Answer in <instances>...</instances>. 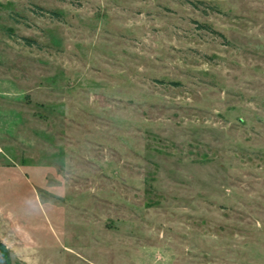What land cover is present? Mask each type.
Listing matches in <instances>:
<instances>
[{
	"label": "rangeland",
	"instance_id": "rangeland-1",
	"mask_svg": "<svg viewBox=\"0 0 264 264\" xmlns=\"http://www.w3.org/2000/svg\"><path fill=\"white\" fill-rule=\"evenodd\" d=\"M10 264H264V0H0Z\"/></svg>",
	"mask_w": 264,
	"mask_h": 264
},
{
	"label": "water",
	"instance_id": "water-1",
	"mask_svg": "<svg viewBox=\"0 0 264 264\" xmlns=\"http://www.w3.org/2000/svg\"><path fill=\"white\" fill-rule=\"evenodd\" d=\"M0 264H9L0 247Z\"/></svg>",
	"mask_w": 264,
	"mask_h": 264
},
{
	"label": "trees",
	"instance_id": "trees-1",
	"mask_svg": "<svg viewBox=\"0 0 264 264\" xmlns=\"http://www.w3.org/2000/svg\"><path fill=\"white\" fill-rule=\"evenodd\" d=\"M0 247H1V249H2V252H3V254L5 255V257H6V259H7V261L9 262V260H8V253H7V249H6V247L4 246V244L0 241ZM10 264V263H9Z\"/></svg>",
	"mask_w": 264,
	"mask_h": 264
}]
</instances>
